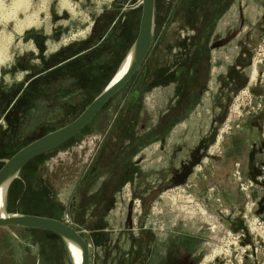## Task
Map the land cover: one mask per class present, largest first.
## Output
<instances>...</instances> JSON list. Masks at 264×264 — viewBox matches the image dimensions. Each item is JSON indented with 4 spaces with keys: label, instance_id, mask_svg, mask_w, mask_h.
<instances>
[{
    "label": "rangeland",
    "instance_id": "rangeland-1",
    "mask_svg": "<svg viewBox=\"0 0 264 264\" xmlns=\"http://www.w3.org/2000/svg\"><path fill=\"white\" fill-rule=\"evenodd\" d=\"M140 14L141 0H0V166L14 149L74 119L99 93L79 92L70 103L74 92L60 91L54 104L31 114L52 116L25 133L29 121L14 131L7 116L24 81L100 33L108 31L110 47L125 50ZM191 85L195 95L183 104ZM254 86L264 88V0H156L153 41L134 75L70 143L20 172L9 209L73 226L88 245L89 264H224L211 259L222 237L217 218L242 228L195 190L225 138L245 124L237 127L239 120L258 114L263 127L264 109L250 112L246 104L250 95L255 100ZM74 176L82 181L62 203L60 188ZM106 178L101 196L91 197ZM189 194L198 204L189 205ZM199 203L211 208L210 224ZM3 241L35 263L39 255L37 264H74L62 238L44 231L5 226ZM21 254L22 264H32Z\"/></svg>",
    "mask_w": 264,
    "mask_h": 264
},
{
    "label": "crops",
    "instance_id": "crops-1",
    "mask_svg": "<svg viewBox=\"0 0 264 264\" xmlns=\"http://www.w3.org/2000/svg\"><path fill=\"white\" fill-rule=\"evenodd\" d=\"M107 35H108V31L95 44L87 48H84V49L82 48L79 49L77 52L73 53L72 55L67 57L65 60H62L61 62H58L55 65L49 66L42 72L35 74V76L43 75L44 73L66 63L67 61H71L72 64L75 65L77 63L75 58L79 57V66L80 65L81 66L79 69L75 70V72L72 71L71 74H75V76L76 75L82 76V79L77 81L75 77L69 76V77L57 80L54 83L53 90H65V89L67 90L68 89V90L73 91L74 93L70 94L66 100L70 103H73L74 100L80 99L79 92H92L96 90L97 92H100L106 86V84L110 81L122 57L124 56L125 52L129 48L128 47L127 49L122 51V48L117 49L118 47L117 48L116 47L114 48V46L110 47L108 41H105L103 43ZM108 38L110 37L108 36ZM99 45H101L100 50H98ZM35 76H31L26 81H24L22 87L23 88L26 87L27 84ZM252 92H253L252 94L255 97V99L261 98L264 101V88L262 86H254ZM39 109L41 110L43 109V107L40 105ZM54 115L55 113L53 114V116ZM51 116L52 114H50L49 116L46 115V119L39 121V123L41 122L40 124H42L46 122ZM260 116L261 115L254 114V115L246 116L245 118L240 120L241 124H244V123L245 124L242 126V128L237 129L235 132H233L232 134H230L229 136L225 138V140L222 143V145L224 144L223 147H221L220 150L217 152L216 158L212 159L211 172H208L202 180L199 179L200 181L199 189L195 190V193L200 196L201 200L202 198H206L208 201H217L220 204V207L223 206L221 211H225L224 208L226 209V208H230L234 206L237 207L239 203H241V198L238 194L236 186H234V184H232L229 179L230 178L229 173L231 170L233 160L235 159L240 160L242 164L243 172L247 176L254 177L260 171V165L263 162V158L261 154L263 140L261 136L262 125H261ZM30 117L31 116L27 117L26 118L27 120L25 119L24 122H22V125L25 124V122L29 121ZM31 123L32 121L26 126V130L28 126L31 125ZM36 123L37 122L34 121L33 124H36ZM40 124L35 125V128L36 126L40 127L41 126ZM30 127H31L30 132H32L34 126L31 125ZM30 132H26V133H30ZM47 132H44L43 134ZM43 134H40L39 136ZM39 136L33 138L32 140L38 138ZM27 143H25L24 145H26ZM52 149H49V150H52ZM25 164L20 169L18 175L11 182L9 189H8L7 210L10 212H18V211H12L9 209V201H10L9 197H10V192L12 190V187L14 186L16 179L19 177L20 172L26 168L25 167L23 169ZM78 178L79 176L75 177L76 182ZM74 181L75 180H71L69 183L74 182ZM69 183H67L66 186ZM209 187H214V188L209 191L208 190ZM60 190L62 191V188H60ZM61 191L60 193H58L60 202H62L60 199V194L63 193ZM65 202H62V203H65ZM262 207H264V197L261 196V201L259 203V208H258L259 213H264V210L260 211V208ZM235 209L236 208H234V210ZM21 213H28V212L21 211ZM29 214H32V213H29ZM35 215L55 218V216L48 215V214H35ZM11 226L15 227V225H11ZM4 227L5 226H0V228H4ZM24 228H28V227H24ZM33 229H38V228H33ZM40 230H46V229H40ZM4 243H5L4 241L0 243V264H22L23 262L20 258L22 255L21 253H24L25 258L29 257L30 261H32V264H37V262L40 259L39 255H37V258H36L37 262L35 263V261L33 260V257L29 256L31 254L30 253L27 254V251H21L19 248H16L12 244H4Z\"/></svg>",
    "mask_w": 264,
    "mask_h": 264
},
{
    "label": "water",
    "instance_id": "water-1",
    "mask_svg": "<svg viewBox=\"0 0 264 264\" xmlns=\"http://www.w3.org/2000/svg\"><path fill=\"white\" fill-rule=\"evenodd\" d=\"M155 31V0H141L137 34L117 66L106 86L71 121L57 127L19 148L0 167V226L15 225L46 229L57 233L64 241L74 264H89V250L85 239L70 224L61 219L7 210V194L11 182L22 166L31 158L59 146L78 133L101 109V107L130 79L147 55ZM214 138L211 140L213 142ZM76 180L67 185L60 194L62 202L69 200ZM264 207L260 208L263 211ZM238 228L245 230L242 220ZM246 231V230H245ZM76 252L79 261L76 260Z\"/></svg>",
    "mask_w": 264,
    "mask_h": 264
},
{
    "label": "built area",
    "instance_id": "built-area-1",
    "mask_svg": "<svg viewBox=\"0 0 264 264\" xmlns=\"http://www.w3.org/2000/svg\"><path fill=\"white\" fill-rule=\"evenodd\" d=\"M246 104L250 112H257L264 109V101L261 98H257L253 101L251 95L246 100ZM240 125L241 122L239 120L236 126L240 127ZM261 136L263 140L261 152L263 162L256 176L251 177L245 175L240 160L235 159L232 162L229 179L231 183L236 186L241 198V203H239L237 207L234 206L226 208L225 211H220L227 216L240 218L246 225L245 227L247 230H234L228 225L221 223L217 216L218 225L215 233H221L222 237L219 240V245H216L211 252V259L217 263L243 264L245 259L253 262L261 259L264 264V213H259L258 211L261 196L264 197V125L262 127ZM213 188L214 187H209L208 190L210 191ZM188 198L189 205L190 203L198 204V199L195 195L189 194ZM202 202L203 201H201V203ZM199 207L195 205V208L199 209L202 221L206 224H210L209 221L203 219V215L205 212L211 214L208 211L209 209L211 210V208L207 206L203 207L200 203ZM234 208L236 209L234 210ZM189 214H191L190 217L194 216L191 212Z\"/></svg>",
    "mask_w": 264,
    "mask_h": 264
},
{
    "label": "trees",
    "instance_id": "trees-1",
    "mask_svg": "<svg viewBox=\"0 0 264 264\" xmlns=\"http://www.w3.org/2000/svg\"><path fill=\"white\" fill-rule=\"evenodd\" d=\"M119 2L123 1V0H118ZM155 20H156V0H155ZM104 34L100 33L97 38L94 41H90L86 44L84 48H87L93 44H95ZM120 36V35H119ZM122 38V37H121ZM108 39V36L105 37V40L103 41V43ZM132 42V41H131ZM131 44V43H130ZM100 46L98 50H100ZM130 45H128L126 47V49L129 47ZM78 50H76L75 52H77ZM70 53L69 55L66 54L63 58L58 59L57 61H51L49 62L50 65L46 66L44 69H42L39 72H35L33 76H35V74H38L40 72H42L43 70H45L46 68H48L49 66L55 65L58 62H61L62 60H65L67 57H69L70 55H72L73 53ZM98 56V55H97ZM76 60V64L73 65L71 61H67L66 63L58 66L57 68H54L46 73H44L43 75H37L34 78H32V80L27 84L26 87H21L19 88L18 93L14 96V98L12 99L11 103L9 104L10 110L7 114V116H12L13 118V128L15 131V128L17 129V126H21L22 122H24V120L30 116V114H32V111L37 109V107L39 108V106L41 105L43 108L47 107V103L48 101H52L53 104L55 103L54 101L56 100L58 94L60 91H65V90H53L54 87V83L57 80L66 78V77H75L77 79V81H79L80 79H82V76H78L75 74H71V72H75V70L79 69V57L75 58ZM76 68V69H75ZM134 75V74H133ZM132 75V76H133ZM131 76V77H132ZM127 83V82H126ZM23 88V89H22ZM84 97V96H83ZM55 99V100H54ZM109 101V100H108ZM89 103V101H87V104ZM107 103V102H106ZM106 103L101 107V109L106 105ZM86 104V105H87ZM8 107V108H9ZM100 109V110H101ZM99 110V111H100ZM58 111V110H56ZM81 111V110H80ZM99 111L92 117V119L80 130L82 131L94 118L95 116L99 113ZM57 113V112H55ZM80 113V112H79ZM27 120V119H26ZM13 131V129H12ZM79 131V132H80ZM78 132V133H79ZM77 133V134H78ZM43 134V133H42ZM75 134L74 136H72L70 139H68L67 141H65L64 143H62L59 146H63V145H67L68 143H70L72 141V139L77 135ZM58 146V147H59ZM18 149V148H17ZM17 149H14L13 152L9 153V156L11 154H13ZM55 149V148H54ZM53 150V149H52ZM51 150H48L46 152H43L35 157H33L32 159H30L25 166L23 167V169L34 159L42 156L44 153H47ZM34 214H38V213H34ZM11 226V225H9ZM14 227V226H11ZM25 229H29V230H40V229H33V228H25ZM40 231H44L46 233H50L53 234L57 237H60L57 233L50 231V230H40Z\"/></svg>",
    "mask_w": 264,
    "mask_h": 264
},
{
    "label": "flooded vegetation",
    "instance_id": "flooded-vegetation-1",
    "mask_svg": "<svg viewBox=\"0 0 264 264\" xmlns=\"http://www.w3.org/2000/svg\"><path fill=\"white\" fill-rule=\"evenodd\" d=\"M195 70H197L196 67H195ZM195 74H196V71H194V76H195ZM195 84H196V83H195ZM195 84H194V85H195ZM195 87H196V86H193V85L190 86V88H189L190 90L186 93L188 96H187V97H184L183 100H182V103H183V104H186V103L190 102V99H192V96L195 95V90H194V89H196ZM30 116H31V115H30ZM43 119H46V116L42 117V116L37 115V116H35V118H33L32 116L30 117L29 122L32 121L31 125L34 126V127H33V131H35L36 128H37V126H36V128H35V125L40 124L41 122L39 123V121H41V120H43ZM34 121H36L37 123H36V124H33ZM31 125H30V126H31ZM30 126H28L26 132H30V131H31V127H30ZM33 131H32V132H33ZM26 132H25V133H26ZM97 147H98V149L100 148L99 146H97ZM96 149H97V148H96ZM96 149H95V150H96ZM92 159H93V160H92ZM95 160H96V156H95V158L92 157V158L90 159V162H89L88 165H90V167H92L93 164H95ZM92 163H93V164H92ZM84 172H85V171H84ZM84 172H83V173H84ZM83 173H82V175H83ZM125 174H126V173H125ZM82 175H81V176H82ZM94 175H95V173H94ZM124 176H125V175H124ZM75 177H76V176H74L71 180H76ZM96 177H97V176H96ZM81 178H82V177L79 176V178H78V180H77V182H76V184H75V189H74V191L77 190V188H78V186H79V183H81V181H82ZM94 179H95V178H94ZM107 180H108V178H106L102 183L99 184L98 189H96L95 192L92 193L91 197H96V196L100 197V196H101V193H103V191L105 190V189H103V187H105V186L107 185V183H106ZM93 181H94V180H93ZM93 183H94V182H92V185H93ZM66 187H67V186H66ZM66 187H65V188H66ZM65 188H62V191H61V192H63V191H64L63 189H65ZM74 191H73V193H74ZM73 193H72V195H73ZM111 194H112V193H111ZM105 195H106V194H105ZM107 198H108V194H107Z\"/></svg>",
    "mask_w": 264,
    "mask_h": 264
},
{
    "label": "bare ground",
    "instance_id": "bare-ground-1",
    "mask_svg": "<svg viewBox=\"0 0 264 264\" xmlns=\"http://www.w3.org/2000/svg\"><path fill=\"white\" fill-rule=\"evenodd\" d=\"M254 75V74H253ZM203 217H205V219H207V221H210L211 219H214L213 217V215H211V214H209V213H204V215H203ZM215 221H217V220H215ZM218 225V224H217ZM217 227V226H216ZM215 230H217V229H215ZM77 254H78V252H76V255H75V257H76V260H77V262L79 261V258H78V256H77Z\"/></svg>",
    "mask_w": 264,
    "mask_h": 264
}]
</instances>
